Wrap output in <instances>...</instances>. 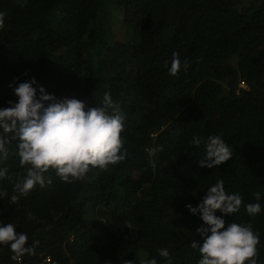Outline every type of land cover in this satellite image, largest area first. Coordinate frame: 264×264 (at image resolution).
<instances>
[{
    "label": "trees",
    "instance_id": "16d2710c",
    "mask_svg": "<svg viewBox=\"0 0 264 264\" xmlns=\"http://www.w3.org/2000/svg\"><path fill=\"white\" fill-rule=\"evenodd\" d=\"M0 17V107L17 100L9 84L31 77L88 107L109 93L121 106L126 150L123 161L90 166L71 183L49 169L44 187L19 196L13 185L28 165L12 141L0 157V223L27 234L25 247L37 243L16 258L0 246V264L47 256L57 264H197L191 244L203 243V222L185 204L196 206L218 179L243 201L225 227L250 225L256 264H264V0H0ZM174 52L181 70L172 76ZM214 135L232 158L199 167ZM193 136L201 145H191ZM256 202L262 210L249 216L244 205ZM164 248L167 259L158 255Z\"/></svg>",
    "mask_w": 264,
    "mask_h": 264
},
{
    "label": "clouds",
    "instance_id": "9594fccd",
    "mask_svg": "<svg viewBox=\"0 0 264 264\" xmlns=\"http://www.w3.org/2000/svg\"><path fill=\"white\" fill-rule=\"evenodd\" d=\"M3 27L0 17V28ZM172 55L168 73L175 76L181 70V61L177 53ZM9 87L17 100L8 101V107H0V157H4L8 146L16 141L20 165H28L25 175L13 185L19 196H26L36 186L44 187V174L49 169L55 170L62 182L71 183L84 178L90 166L104 169L125 159L121 137L124 117L121 106L109 93L104 94L102 106L88 107L85 101L47 93L35 77L15 87L9 84ZM191 145H201L200 138L193 136ZM159 150L151 151L155 154ZM200 156L198 166L212 169L232 158V150L219 135H214L204 142ZM6 177L7 169L0 168V179ZM4 195L0 192V199ZM254 195L256 201L262 196ZM17 199V195L10 197L13 203ZM242 202L239 193H227L223 179H218L207 188L196 206L185 204L188 212L193 216L199 214L203 222L196 230L203 243L191 244L200 253L197 264H256L259 235L250 225L230 223L225 227L223 217L239 212ZM244 208L249 216H255L261 212L262 205L249 203ZM217 210L221 215H216ZM15 228L12 223H0V246H7L13 258L31 254L37 242L25 247L28 235L15 232ZM127 228L131 230L132 225ZM158 255L167 259L169 251L160 249ZM144 264H157V261L152 258Z\"/></svg>",
    "mask_w": 264,
    "mask_h": 264
},
{
    "label": "built area",
    "instance_id": "2783aa9c",
    "mask_svg": "<svg viewBox=\"0 0 264 264\" xmlns=\"http://www.w3.org/2000/svg\"><path fill=\"white\" fill-rule=\"evenodd\" d=\"M241 86H244V84H242ZM40 264H57L56 262L53 261V259L50 256H47L44 261Z\"/></svg>",
    "mask_w": 264,
    "mask_h": 264
},
{
    "label": "rangeland",
    "instance_id": "374dc122",
    "mask_svg": "<svg viewBox=\"0 0 264 264\" xmlns=\"http://www.w3.org/2000/svg\"><path fill=\"white\" fill-rule=\"evenodd\" d=\"M117 36L119 37V38H121L122 37V34L119 32V31H117ZM242 85V84H241ZM241 87H245V85L244 86H241Z\"/></svg>",
    "mask_w": 264,
    "mask_h": 264
}]
</instances>
